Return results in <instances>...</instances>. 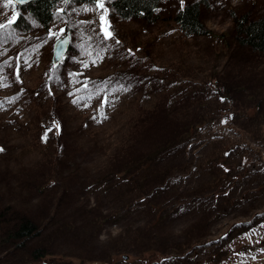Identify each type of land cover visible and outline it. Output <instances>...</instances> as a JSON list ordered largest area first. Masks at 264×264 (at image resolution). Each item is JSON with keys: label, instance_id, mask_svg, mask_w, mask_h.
I'll return each instance as SVG.
<instances>
[{"label": "rangeland", "instance_id": "374dc122", "mask_svg": "<svg viewBox=\"0 0 264 264\" xmlns=\"http://www.w3.org/2000/svg\"><path fill=\"white\" fill-rule=\"evenodd\" d=\"M251 1L264 9L199 0L210 35L183 34L172 19L181 0H162L147 22L108 11L104 24L93 4L59 0L45 29H0V204L40 220L21 247L0 234V264H264V54L228 53L232 16ZM5 4L3 23L13 15ZM65 27L72 48L33 96L51 65L49 32ZM123 70L131 75L117 78ZM162 98L169 119L198 116L199 127L145 171L107 172L138 110ZM50 105L48 122L37 113Z\"/></svg>", "mask_w": 264, "mask_h": 264}, {"label": "trees", "instance_id": "16d2710c", "mask_svg": "<svg viewBox=\"0 0 264 264\" xmlns=\"http://www.w3.org/2000/svg\"><path fill=\"white\" fill-rule=\"evenodd\" d=\"M59 0H29L27 4L15 5L12 8L13 14L21 13L17 21L14 24L8 26L6 32L11 34L13 29H21L27 31L30 28V24L35 23L45 29L52 21L55 15L57 3ZM79 2L88 3V0H75ZM162 0H109L108 11L110 18L118 19H140L142 21H150L153 18L154 12L157 10ZM65 5L66 2H63ZM199 0H192L185 2L180 8H178L172 16V19L178 24L179 29L185 35H210L200 20L199 16ZM233 24L230 32V41L233 44V50L228 51L229 56L238 53L240 49L246 51L249 54H264V9L255 13L254 1L246 8V10L238 15L233 14ZM68 32V28L65 27L64 33ZM8 36V35H7ZM6 36V37H7ZM36 36L30 38L28 43H31ZM26 43V45H28ZM73 43H69L65 54L61 61L56 65H48L45 69L44 80L39 83L33 90L29 91L31 95L36 96L40 87L46 82H51L53 78L57 77L58 70L61 63L66 57V54L72 48ZM130 76V72L120 71L116 73L117 78ZM102 78H95L93 83H98ZM226 95V94H225ZM50 106L45 107L46 111L39 110L37 114H49L47 121L52 118L54 108ZM56 108V107H55ZM49 110V111H47ZM167 102L164 98L157 101L151 109L138 110L135 115V122L128 132L130 139L126 148L113 154L111 161V167L107 170L112 175H116L115 172H121L125 175L136 174L137 171H145L152 161L162 151L171 149L179 142L186 140L190 137L191 131L199 127V117L188 120H180L176 122L174 119H169L167 116ZM244 116L246 114H243ZM247 116V115H246ZM255 114L250 115L253 118ZM200 119L205 121H211L208 116H200ZM176 128L177 130H173ZM57 140V138H55ZM137 141L144 143L142 146H146L145 153L139 152L135 145ZM148 142L149 144H146ZM59 150V148H58ZM56 149V153L58 152ZM55 159L53 167H58L62 164V157L58 155L53 156ZM146 159V160H145ZM52 165V164H51ZM114 169L116 170L114 172ZM118 169H121L118 171ZM120 177H124L122 175ZM162 175L161 173H158ZM133 175V174H132ZM164 175V174H163ZM123 179V178H122ZM67 181V180H66ZM39 214H43V210L38 211ZM39 221L31 219L30 214L21 210L18 205L14 206H2L0 204V234L6 235V237L17 241L16 248L21 247L23 240L36 234L37 224ZM45 245L40 243L36 248L34 247L30 254L33 257H42L45 253Z\"/></svg>", "mask_w": 264, "mask_h": 264}, {"label": "snow or ice", "instance_id": "6c2138e0", "mask_svg": "<svg viewBox=\"0 0 264 264\" xmlns=\"http://www.w3.org/2000/svg\"><path fill=\"white\" fill-rule=\"evenodd\" d=\"M29 2V0H6V7H14L15 5H22V4H27ZM65 2H67V0H65ZM88 3L93 4L95 9H100L102 10V14L100 15L99 19L102 22V24L106 23V17L108 14V9L105 7V3L106 0H88ZM181 3L183 4V0H181ZM90 9L87 8H82L81 11H89ZM21 15V13H15L13 15H11L10 18H7V23H3L0 22V29H4L6 28L8 25L14 24L18 17ZM103 33H104V37L107 38H111L112 37V32L107 30V28H103L102 29ZM64 33V29H60L59 32H49V35L51 37H55L58 41H60L61 45H63L66 41L61 39V36ZM118 43V42H117ZM131 52V50H129ZM89 55H91V53H89ZM60 54H58V58H59ZM93 63H95V61H93ZM84 67H88L87 64H84ZM0 86H6L3 82L2 79H0ZM84 87H87V85H84ZM79 90V89H78ZM91 98V97H89ZM14 99V98H13ZM79 99H83V97L78 98ZM78 100H74V103H77ZM107 103V97L104 98L103 101H101V106H103V104ZM85 107H87V105H85ZM100 115L104 118H106V116L104 115L103 112H100ZM222 122H226V121H222ZM58 127V125H57ZM3 148H0V151H3Z\"/></svg>", "mask_w": 264, "mask_h": 264}, {"label": "water", "instance_id": "95a60500", "mask_svg": "<svg viewBox=\"0 0 264 264\" xmlns=\"http://www.w3.org/2000/svg\"><path fill=\"white\" fill-rule=\"evenodd\" d=\"M71 1V0H67ZM61 39L66 41L63 45H61L60 41L57 39L54 40L52 47H51V56H50V63L52 66H56L61 59L63 58V55L65 54L67 47H68V36L67 34L61 36ZM58 54H60L58 58Z\"/></svg>", "mask_w": 264, "mask_h": 264}]
</instances>
